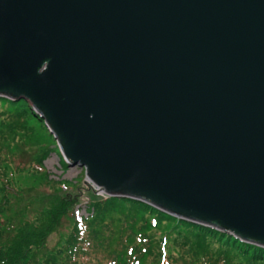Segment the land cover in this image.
<instances>
[{"label":"water","instance_id":"95a60500","mask_svg":"<svg viewBox=\"0 0 264 264\" xmlns=\"http://www.w3.org/2000/svg\"><path fill=\"white\" fill-rule=\"evenodd\" d=\"M0 96L96 193L264 246V0H0Z\"/></svg>","mask_w":264,"mask_h":264},{"label":"trees","instance_id":"16d2710c","mask_svg":"<svg viewBox=\"0 0 264 264\" xmlns=\"http://www.w3.org/2000/svg\"><path fill=\"white\" fill-rule=\"evenodd\" d=\"M31 119L41 122L48 132L26 100L0 96V264H241L235 255L244 264H264L262 245L172 216L138 200L103 193L90 198L98 194L92 184L82 179L87 213L73 218L62 242L48 249L46 238L70 217L76 202L73 198H58L52 191L47 194L52 199L34 213L25 209L32 205L28 201L8 219L1 215L9 207L6 195L12 191L11 173L23 168L13 163L12 143L32 133L28 124ZM48 135L53 139L49 132ZM47 153L37 152L30 159L31 168L35 163L38 170H43L41 160ZM62 161L60 157L65 167ZM63 188L70 192L80 186ZM20 193L21 190L17 194ZM12 194L17 195L14 190ZM163 221L170 226H162ZM210 241L215 245L209 247Z\"/></svg>","mask_w":264,"mask_h":264},{"label":"rangeland","instance_id":"374dc122","mask_svg":"<svg viewBox=\"0 0 264 264\" xmlns=\"http://www.w3.org/2000/svg\"><path fill=\"white\" fill-rule=\"evenodd\" d=\"M28 124L33 130L32 133L28 137L26 135L20 140H17L19 143H12L16 157H13V163L15 161L19 166L23 165V168H18L11 173L13 177L10 178V184L12 191L14 190L17 194L18 191L21 190V193L13 195L12 191H10L12 195H6L9 207H5V210L4 212H1V215L2 217L8 219L13 211L22 208V204L27 203L28 201L31 202L32 205H27L25 209L28 210V212L34 213V210H39L45 202L52 199V197L47 195L52 191L56 193L58 198H73L76 202L73 204L71 213L68 214L70 217L66 220V222L64 221L61 227L52 231L46 238L45 246L50 249L62 242L70 228L73 218L85 216L87 213L85 206L86 203L84 199H82V195L84 194L83 191L85 189V184L82 185L83 170L78 165H66L63 167L60 163L61 156L55 145V141L41 126V122L31 119ZM40 150H46L48 152L41 160V166L43 169L41 171L38 170L35 163L34 169L30 166V159H32L33 156H35ZM57 182H59L60 187L57 186ZM72 184L78 187L80 186V188H77L76 190L73 189L70 192L64 190L63 185L69 188ZM74 194H78V197ZM95 197H99V194L90 195V198ZM161 223L164 227L170 226V224H166L164 221ZM214 245V242L210 241L208 246L212 247ZM235 256L241 264L245 263L242 258L237 255ZM146 260L148 261L149 259ZM235 262V260H232V263Z\"/></svg>","mask_w":264,"mask_h":264},{"label":"bare ground","instance_id":"6f19581e","mask_svg":"<svg viewBox=\"0 0 264 264\" xmlns=\"http://www.w3.org/2000/svg\"><path fill=\"white\" fill-rule=\"evenodd\" d=\"M16 101V100H15ZM62 162H64V161H62Z\"/></svg>","mask_w":264,"mask_h":264}]
</instances>
